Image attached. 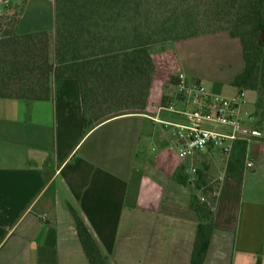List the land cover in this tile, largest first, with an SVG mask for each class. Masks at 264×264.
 Wrapping results in <instances>:
<instances>
[{
    "label": "crops",
    "instance_id": "0c3cea01",
    "mask_svg": "<svg viewBox=\"0 0 264 264\" xmlns=\"http://www.w3.org/2000/svg\"><path fill=\"white\" fill-rule=\"evenodd\" d=\"M46 2L51 24H24L35 21L34 12L40 17L42 0H11L0 6V22L16 19L0 28L51 33L55 6ZM149 54L154 70L144 109L94 126L86 127L75 78L52 79L45 100L0 98V264H89L72 211L108 264H190L198 220L186 178L191 167L201 184L212 177L216 187L203 264H264V121L260 140L244 145L242 161L253 169L240 162L230 170L226 162L240 144L228 157L207 148L182 161L169 130L152 120H179L158 108L182 107L174 89L180 73L235 98L240 41L217 31L152 45ZM255 101L245 91L242 111L254 113Z\"/></svg>",
    "mask_w": 264,
    "mask_h": 264
},
{
    "label": "trees",
    "instance_id": "16d2710c",
    "mask_svg": "<svg viewBox=\"0 0 264 264\" xmlns=\"http://www.w3.org/2000/svg\"><path fill=\"white\" fill-rule=\"evenodd\" d=\"M201 1L92 0L90 8L84 11L70 7L64 20L56 15L51 60L46 32L10 36L0 28V98L45 100L49 97L52 79L69 77L80 83L86 127L116 115L141 111L154 70L149 48L157 44L161 36L170 33L168 30L157 33L156 24H176L174 28L185 32L193 29L191 25L202 23L208 15ZM245 1L239 5L240 16L236 21L240 27H247L244 33L237 32L235 27L234 31H195L180 39L227 31L240 41L244 66L233 79L232 86L238 92L256 93L252 126L261 131L264 121V10L257 11L253 7L246 10ZM107 37L111 38V43ZM132 97L142 99L141 107L119 103L120 100L129 103ZM240 147L238 158L228 163L230 170L240 164L245 146L240 143ZM195 174V187L199 189L203 185L199 182L202 174L197 169ZM212 201L211 204L199 203L193 196L192 206L198 220L190 264H203L206 257L213 229ZM72 215L89 264H108L83 221L73 211Z\"/></svg>",
    "mask_w": 264,
    "mask_h": 264
},
{
    "label": "built area",
    "instance_id": "2783aa9c",
    "mask_svg": "<svg viewBox=\"0 0 264 264\" xmlns=\"http://www.w3.org/2000/svg\"><path fill=\"white\" fill-rule=\"evenodd\" d=\"M10 1L0 0V6L6 8ZM174 89L182 107L168 103L161 105L158 113H170L179 120H152L169 130L180 160L190 159L207 148H214L228 157L236 144L242 143L248 148L260 140L261 132L252 126V113L241 109L245 91H239L235 98H226L209 92L200 82H189L182 73L176 75ZM244 165L248 170L254 167L249 160ZM189 172L195 175V167Z\"/></svg>",
    "mask_w": 264,
    "mask_h": 264
},
{
    "label": "rangeland",
    "instance_id": "374dc122",
    "mask_svg": "<svg viewBox=\"0 0 264 264\" xmlns=\"http://www.w3.org/2000/svg\"><path fill=\"white\" fill-rule=\"evenodd\" d=\"M46 1L42 0V6L40 8H38L39 9L38 13H39L40 17H35V12L32 14L31 19L35 18L34 20L36 21V18H37V20L39 19L40 21H38V22L33 21L32 22V21H30V19H27V23H24V24H41V23L42 24H51V22H49L50 18H48V13L50 12L49 11V4ZM241 1H245V0H220L219 2H218V0H214V1L202 0L201 3H202V5H204L203 10L208 11L207 12L208 15L206 16V20H204L202 23L191 25V28H193V29H188L186 32L183 30H180V29L177 30L176 28H174L173 26L176 24H166V22H164L163 24H156V26H158L157 27V33L164 32V30H168L170 32L169 34H165L166 36H161L159 38L158 43H163L162 41H166V40L167 41H173L176 39H180V38L186 37L187 35H190V33H193L195 31H197L198 33L209 32V31L216 30V29H228V30L234 31V28L236 27L237 32L244 33L245 28H247V27H240V24H236V21L240 16L238 12H239V5H240ZM91 2H92V0H54L55 11H54V23L53 24H56V22H55L56 15H57V17L64 20V18L67 16V12H68V9L70 7L76 9L77 11L79 9L81 11H84V10H87L90 8ZM202 5H200V6H202ZM243 7H245L246 10H249L248 7L249 8L253 7V8H256L257 11H259V10L263 11L264 10V0H246ZM202 8H203V6H202ZM28 14H30V13L28 12ZM15 19L16 18L14 17V18H12L11 21H3L1 23L2 24H14ZM241 22H243L242 19H241ZM241 25H243V24H241ZM177 27H179V24ZM11 30L12 29L7 30V32L10 33V36L14 35V32ZM47 34H48V39H49L48 40L49 49L48 48L47 49H48V52L50 53V54L48 53L49 59L51 60V52H52V44L54 41V35H53V31L51 33H47ZM107 38H108V42L111 43L110 42L111 38L110 37H107ZM245 38L247 39V41L250 40V38H248V37H245ZM109 43H105V44H109ZM114 45L115 44H112V46H114ZM105 48H107L106 45H105ZM45 53L47 54V50L45 51ZM142 102H143L142 99L138 100V99H134L133 97L129 100V103L126 102L125 100L119 101V103L126 105V107H128V104H129V106H131L132 103L141 107ZM225 157H227V156H225ZM237 158H238V152L236 154H234V157L226 163H229V162L234 163ZM240 162L243 163V167L245 169L244 159L242 161V158H241ZM226 165H227L226 167H228V164H226ZM186 178H187L188 185H190L192 192H194V197L197 200V202L205 203V204L206 203L211 204V200L214 197L213 192L216 190V187L213 185L214 179L212 177H211V179H209V181L207 179H205L203 181L204 182L203 185L199 189H197L195 187L196 174L192 175L189 172V176L187 175ZM210 182H212V183H210ZM207 196H211V197L208 198V200H207ZM201 198L203 199L202 201H201Z\"/></svg>",
    "mask_w": 264,
    "mask_h": 264
}]
</instances>
